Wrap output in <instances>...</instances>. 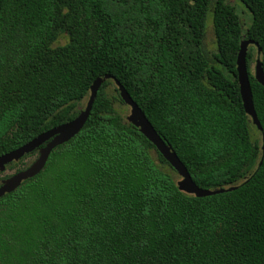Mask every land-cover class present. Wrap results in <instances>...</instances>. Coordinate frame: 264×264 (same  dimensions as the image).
<instances>
[{"label": "trees", "instance_id": "16d2710c", "mask_svg": "<svg viewBox=\"0 0 264 264\" xmlns=\"http://www.w3.org/2000/svg\"><path fill=\"white\" fill-rule=\"evenodd\" d=\"M244 40L258 45L247 65L262 131L240 92ZM258 48L264 67V0H0V156L76 119L110 77L79 135L0 199V264H264ZM114 80L198 187L235 189L180 191L176 170L127 121Z\"/></svg>", "mask_w": 264, "mask_h": 264}, {"label": "water", "instance_id": "95a60500", "mask_svg": "<svg viewBox=\"0 0 264 264\" xmlns=\"http://www.w3.org/2000/svg\"><path fill=\"white\" fill-rule=\"evenodd\" d=\"M251 45L258 46L252 40H244L241 43L240 51L237 57L238 81L245 112L248 116L251 117L253 124L260 131H262V126L254 106L253 92L247 65L248 50ZM261 53V49L258 48V58L256 60L254 76L256 80L264 86V67L261 60ZM109 78L110 77H106L105 79L100 78L94 82L91 88V95L88 100L87 106L76 119L41 134L30 143L15 151L0 156L1 174L6 171V167L8 165L14 162H19L27 155L33 153L36 150H39V157L26 170L17 173L2 182V184L0 185V199L6 194H10L16 191L23 184V182L39 175L45 169L52 152L59 146L68 143L77 135H79L90 117L99 90L101 89L103 83ZM114 81L119 89L121 98L131 110L130 115L127 117V121L135 127L139 128L141 133L156 146L158 151L176 170L178 176L180 177V180L178 181V187L180 191L188 195H194L198 198H203L220 193H225L227 191H233L235 189L230 188L211 191L204 190L198 187L178 155L173 152L172 149L158 135L157 131L155 130L143 110L132 99L131 95L127 92L125 87L119 81Z\"/></svg>", "mask_w": 264, "mask_h": 264}, {"label": "rangeland", "instance_id": "374dc122", "mask_svg": "<svg viewBox=\"0 0 264 264\" xmlns=\"http://www.w3.org/2000/svg\"><path fill=\"white\" fill-rule=\"evenodd\" d=\"M233 1L236 2V0H233ZM238 5H239V3H238ZM237 8L241 12L244 11V9L247 11V12H244V16L245 17L248 18V16H247L248 14H249V16H251L250 12L246 9L245 6H244V9L240 5ZM65 42H66L65 40H61L60 41V44H64ZM206 44H207V46H208L209 49H211V50H215L216 49V37H215V33H214V28H213L212 20H209V22H208L207 36H206ZM253 56H254V59H253L252 65H251V72L253 74H255L256 60L258 58L257 49H254L253 50ZM85 105H86V102H85ZM124 109L126 111V116L128 117L130 115L131 110H130L129 107H124ZM38 157H39V155H36L33 158L28 159L27 160V163H31L32 164L35 160H37ZM12 173H13V171L8 170L5 173H3L2 175H0V179L3 178L4 176H8V175H10Z\"/></svg>", "mask_w": 264, "mask_h": 264}, {"label": "flooded vegetation", "instance_id": "af4514ba", "mask_svg": "<svg viewBox=\"0 0 264 264\" xmlns=\"http://www.w3.org/2000/svg\"><path fill=\"white\" fill-rule=\"evenodd\" d=\"M5 173V172H4ZM2 174V173H1ZM5 177V176H4ZM4 180H6V179H2L1 181H0V183L2 184V182L4 181Z\"/></svg>", "mask_w": 264, "mask_h": 264}]
</instances>
